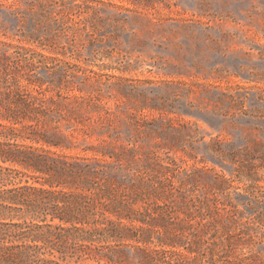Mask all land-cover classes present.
<instances>
[{"label": "rangeland", "instance_id": "rangeland-1", "mask_svg": "<svg viewBox=\"0 0 264 264\" xmlns=\"http://www.w3.org/2000/svg\"><path fill=\"white\" fill-rule=\"evenodd\" d=\"M4 74L126 237L264 264V0H0Z\"/></svg>", "mask_w": 264, "mask_h": 264}, {"label": "trees", "instance_id": "trees-1", "mask_svg": "<svg viewBox=\"0 0 264 264\" xmlns=\"http://www.w3.org/2000/svg\"><path fill=\"white\" fill-rule=\"evenodd\" d=\"M0 77V264H121L113 253L129 238L142 264H244L228 250L208 256L165 241L143 247L140 237H126L114 189L97 184L100 171L27 144L62 146L59 139L25 133L40 120L28 115L39 103L14 90L7 74Z\"/></svg>", "mask_w": 264, "mask_h": 264}]
</instances>
